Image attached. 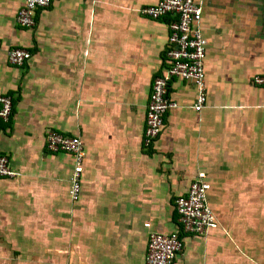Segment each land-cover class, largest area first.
Returning a JSON list of instances; mask_svg holds the SVG:
<instances>
[{
    "label": "crops",
    "instance_id": "0c3cea01",
    "mask_svg": "<svg viewBox=\"0 0 264 264\" xmlns=\"http://www.w3.org/2000/svg\"><path fill=\"white\" fill-rule=\"evenodd\" d=\"M157 1L51 0L24 29L22 0H0V96L11 99L0 155L14 173L0 179V264H143L148 230L179 231L173 201L197 172L217 227L178 233L171 264H264V88L250 83L264 74V0H202L204 107L191 109L192 84L170 80L177 106L142 147L170 18L137 11ZM8 48L30 57L10 66ZM49 130L82 144L76 202L72 157L46 152Z\"/></svg>",
    "mask_w": 264,
    "mask_h": 264
},
{
    "label": "built area",
    "instance_id": "2783aa9c",
    "mask_svg": "<svg viewBox=\"0 0 264 264\" xmlns=\"http://www.w3.org/2000/svg\"><path fill=\"white\" fill-rule=\"evenodd\" d=\"M51 0H22L14 21L18 27L29 29L34 25L35 12L45 9ZM202 0H158L137 12L150 20L169 17L166 25L167 37L164 59L167 68L160 76L152 79L150 92L144 110V127L141 139L142 147H148L159 135L164 114L176 108V104L167 98V84L172 79L192 84L196 98L191 106L199 112L205 103L204 70L206 40L201 31ZM30 57L25 49L8 48L5 50L6 63L13 67L21 66ZM251 85L264 88V74L250 77ZM11 114V99L0 96V121L7 122ZM44 149L48 153H67L72 157L73 168L68 178L67 196L76 202L80 194V174L82 172V144L77 137L64 136L49 130L44 136ZM14 173L8 167L6 157L0 155V179H10ZM210 185L202 172H197L190 181L186 192L173 201L178 232L159 233L147 231L146 248L143 264H171L182 250L183 235L204 236L217 227V221L207 203ZM145 229L149 228L144 224Z\"/></svg>",
    "mask_w": 264,
    "mask_h": 264
},
{
    "label": "rangeland",
    "instance_id": "374dc122",
    "mask_svg": "<svg viewBox=\"0 0 264 264\" xmlns=\"http://www.w3.org/2000/svg\"><path fill=\"white\" fill-rule=\"evenodd\" d=\"M13 256H16V255H13Z\"/></svg>",
    "mask_w": 264,
    "mask_h": 264
}]
</instances>
